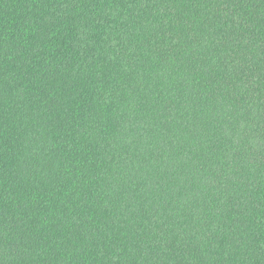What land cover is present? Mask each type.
Wrapping results in <instances>:
<instances>
[{
  "label": "trees",
  "instance_id": "16d2710c",
  "mask_svg": "<svg viewBox=\"0 0 264 264\" xmlns=\"http://www.w3.org/2000/svg\"><path fill=\"white\" fill-rule=\"evenodd\" d=\"M0 264H264V0H0Z\"/></svg>",
  "mask_w": 264,
  "mask_h": 264
}]
</instances>
